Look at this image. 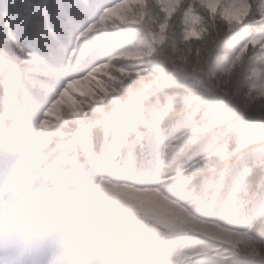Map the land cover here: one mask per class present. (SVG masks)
Wrapping results in <instances>:
<instances>
[{"label":"trees","instance_id":"trees-1","mask_svg":"<svg viewBox=\"0 0 264 264\" xmlns=\"http://www.w3.org/2000/svg\"><path fill=\"white\" fill-rule=\"evenodd\" d=\"M241 1L236 20L227 0H0V119L38 133L34 162L53 154L89 163L116 145L122 170L189 180L192 200L215 197L221 214L246 219L237 250L264 264V88L255 87L264 78V0ZM100 43L113 51L108 60L77 74ZM29 117H43L42 129ZM75 198L119 203V213L97 217L100 229L128 219L157 246L196 237L135 199L91 189Z\"/></svg>","mask_w":264,"mask_h":264},{"label":"rangeland","instance_id":"rangeland-1","mask_svg":"<svg viewBox=\"0 0 264 264\" xmlns=\"http://www.w3.org/2000/svg\"><path fill=\"white\" fill-rule=\"evenodd\" d=\"M227 3L228 16L237 20L242 1L227 0ZM99 53L103 54L101 50ZM255 87L263 89L264 78L259 79ZM73 172L74 184L107 187L113 192L119 189V195L159 207L183 222L198 236L197 239L169 241L165 247L154 248L139 231L127 233L124 240L120 239L122 229H127L123 224L119 228L103 230L87 247L79 249L78 237L95 223L90 213L78 215L70 210L63 213L56 207L31 222V194L44 187L42 177L27 181L30 192L24 184L3 189L5 185L0 178V264H150L171 254H177L174 257L177 259L190 252L201 257L195 264H258L241 256L232 258L222 250V247L237 250L245 243L249 231L246 224L221 216L214 207L207 209L208 202L191 200L187 181H158L144 174L126 177L121 171L107 166L105 159L94 161L90 166L75 167ZM71 183L60 177L52 179L54 206H59L68 197V191L61 188ZM62 215L64 220L57 223ZM37 239H41L39 244H36Z\"/></svg>","mask_w":264,"mask_h":264},{"label":"bare ground","instance_id":"bare-ground-1","mask_svg":"<svg viewBox=\"0 0 264 264\" xmlns=\"http://www.w3.org/2000/svg\"><path fill=\"white\" fill-rule=\"evenodd\" d=\"M36 263V262H35Z\"/></svg>","mask_w":264,"mask_h":264}]
</instances>
